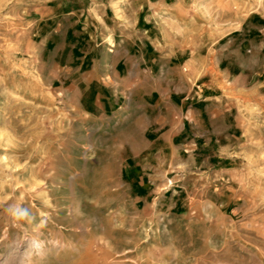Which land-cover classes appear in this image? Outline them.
Segmentation results:
<instances>
[{
  "label": "rangeland",
  "instance_id": "rangeland-1",
  "mask_svg": "<svg viewBox=\"0 0 264 264\" xmlns=\"http://www.w3.org/2000/svg\"><path fill=\"white\" fill-rule=\"evenodd\" d=\"M0 264H264V0H0Z\"/></svg>",
  "mask_w": 264,
  "mask_h": 264
},
{
  "label": "bare ground",
  "instance_id": "bare-ground-1",
  "mask_svg": "<svg viewBox=\"0 0 264 264\" xmlns=\"http://www.w3.org/2000/svg\"><path fill=\"white\" fill-rule=\"evenodd\" d=\"M20 263V262H19Z\"/></svg>",
  "mask_w": 264,
  "mask_h": 264
}]
</instances>
